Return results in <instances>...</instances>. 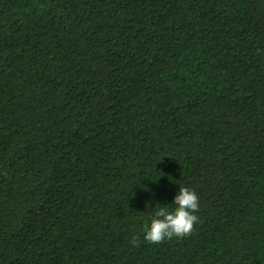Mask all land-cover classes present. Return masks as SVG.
<instances>
[{"label": "trees", "instance_id": "16d2710c", "mask_svg": "<svg viewBox=\"0 0 264 264\" xmlns=\"http://www.w3.org/2000/svg\"><path fill=\"white\" fill-rule=\"evenodd\" d=\"M0 264H264V0H0Z\"/></svg>", "mask_w": 264, "mask_h": 264}, {"label": "clouds", "instance_id": "9594fccd", "mask_svg": "<svg viewBox=\"0 0 264 264\" xmlns=\"http://www.w3.org/2000/svg\"><path fill=\"white\" fill-rule=\"evenodd\" d=\"M173 205L175 208L172 210L169 206L156 208L150 226L145 224L144 240L149 244L160 245L166 240L183 239L194 233L195 226L200 222L198 215L195 214L200 208L197 193L188 187H180ZM139 242V236L132 237L133 246H138Z\"/></svg>", "mask_w": 264, "mask_h": 264}]
</instances>
